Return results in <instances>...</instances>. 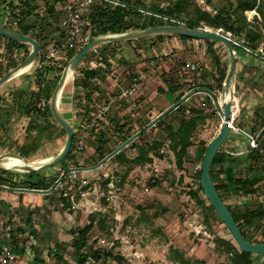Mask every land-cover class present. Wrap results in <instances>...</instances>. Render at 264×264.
<instances>
[{
    "label": "rangeland",
    "instance_id": "374dc122",
    "mask_svg": "<svg viewBox=\"0 0 264 264\" xmlns=\"http://www.w3.org/2000/svg\"><path fill=\"white\" fill-rule=\"evenodd\" d=\"M75 1H37L36 11L39 15H46L44 14L45 2L56 7L49 20L46 16L42 20V22H49V25L45 30H42L39 42L42 49L39 53L42 50L45 51L50 42L60 40L56 28H64L62 22L67 14L66 6ZM130 1L135 2L136 0ZM142 1L148 8L173 6L176 2H182L186 5V11L181 17H186L188 12L195 14L201 10H208L212 14L220 12L232 15L236 0ZM0 12L2 15L1 8ZM34 21L35 17L30 16L25 20V23H34ZM231 22L235 28L243 26L239 34H230L222 28L215 29L205 23H201L200 28L222 30L224 34L228 33V36L236 44L243 45L242 48L236 50L239 64L236 70L238 71L237 77L239 81L243 80V82L241 81L238 91L241 97L236 98L232 115L242 113L244 116L245 113H248L250 116L257 111L261 113V119L256 116L254 119L243 117L246 122L240 121L243 124L241 128L234 124L235 128L231 129L229 137L222 143V146L230 152V157H228L223 175L219 178L216 177L215 181L219 183L224 202L232 206L233 210H237V208L243 211L248 209L264 210V182L260 183L258 192L254 195L236 193L233 185V178L236 177L249 175L251 178H262L264 176V19L255 10H245L241 19L237 20V15H233ZM247 32L262 34V38L255 43L254 49L244 46L247 44ZM84 37L85 42L89 38V32H86ZM25 46L27 47L24 48H30L29 44L25 43ZM205 49L206 43L203 39L189 41L174 36H151L138 41H125L110 46L98 45L85 55L73 72L71 82L67 83L62 90L60 102L63 112L69 121H72L73 117L74 121L78 120L80 117L77 118L78 116H75L73 111L68 108L73 91L76 92L77 104L88 103L93 98L100 101L101 97L106 95L112 97V94L128 86L130 81L128 80L126 83L127 81L123 78L125 75L131 77L136 71L145 69V65H142L138 70L136 65L144 60H153L151 68L147 71V79L144 81L149 80L151 89L156 94L159 93L157 86L163 82L174 81L175 78L196 79V76L187 72V65L189 67L204 65L208 69L215 70L214 54ZM212 51L219 55L221 66L227 68L228 55L225 46L216 43ZM70 58L66 52L52 60L53 73L47 75V80L41 84L40 91L35 84L36 80L29 79L30 76H35V61L38 57L29 69L0 88V154L3 152L19 154L20 150H24L27 154L26 158L33 160L50 157L62 148L66 134L61 131V127L53 117L49 115H46L45 118L30 117L24 113L23 91L26 86L32 87L34 105L47 104L49 106V99L55 86V76L59 69L62 71ZM22 59H24V51L0 37V65L3 67L4 73L14 67L13 64L21 62ZM257 60L260 63L256 67H247V65L256 63ZM83 69H96L95 78L84 80ZM113 74L118 75V79L113 78ZM189 84L198 86L197 83ZM213 86L215 85L213 84ZM215 88L211 98L207 93L200 92L187 102L188 107L200 108L202 106L203 114L206 117L204 122L198 124L193 130L192 144L184 157L182 170L176 168L172 151V145L177 137L170 140L167 130L163 126L157 125L145 129L136 139L134 147L128 146L123 150L122 158L108 160L94 170L78 173L81 177L79 184L84 187L86 193L84 197L75 196L74 202H70L72 207L68 208L62 204L57 191H52L49 196H42L37 211L35 212L33 209L28 215L29 217L25 215L22 219L25 220L24 222L27 220L29 234L34 237L41 230L49 233L48 241L50 242L47 247H43L41 250L34 244L31 248L33 260L40 257L45 260V257L48 256L46 264H56V261L65 258L69 260V264H73L82 251L111 248L112 252L123 256L126 262L104 258L98 264H232L233 255L223 251V247L216 241L223 238L236 245L233 237L215 210L200 204L192 195L197 187L196 173L201 167L206 147L220 130L221 114L218 110V103L221 90L218 89V86ZM85 113L88 118L91 116L89 112ZM81 117L83 116L81 115ZM105 117L107 119L99 121L107 125L106 129L109 127L111 129L113 125L109 124L114 122V118L111 114ZM85 119H79L80 125H83L82 122ZM245 126L249 128L253 126L254 131L258 128L261 129L262 145L260 148L262 151L258 150L259 155L255 162L253 159L250 160L247 155L252 149L248 147L245 135H243L242 142H247V145L239 146L238 151H234L233 145L236 144L234 138ZM75 127L79 141L83 146V149L75 157L76 162L69 156L67 160L59 163L60 165L39 173L0 170V184L20 187L24 185V180L27 181V178L41 179L50 184L48 187L50 189L59 174L65 172L68 167L89 168L94 166L101 159V155L105 156L109 153V146L116 141L111 138V136H115L112 130L106 131V136L100 139L98 132H93L94 128L86 129L79 124ZM154 139L160 140L162 145L147 152V157L151 158V161H135L140 147L150 145ZM250 164L255 166L251 173L248 170ZM3 176L8 177V181ZM153 181L156 185H152ZM13 218L10 217L6 221V225L12 227ZM90 223L91 228L83 238L85 246L76 247L74 242L75 238L79 237V231ZM246 234L253 242H264V218L255 219L252 225L246 229ZM97 236L103 237L106 242H98ZM95 237L96 239L93 240ZM134 254L138 257H135ZM262 256L264 255H253L252 258L256 264H264Z\"/></svg>",
    "mask_w": 264,
    "mask_h": 264
},
{
    "label": "trees",
    "instance_id": "16d2710c",
    "mask_svg": "<svg viewBox=\"0 0 264 264\" xmlns=\"http://www.w3.org/2000/svg\"><path fill=\"white\" fill-rule=\"evenodd\" d=\"M38 0H0V8L4 11V15L6 17V12L8 11L9 16L4 21L1 22V25L14 29L18 32H21L22 34L29 35L37 40L39 43L42 37V30H45L47 25H49V22H42L44 17L46 16L47 20L51 18L53 13L56 10L55 6L49 5L47 2H45V13L46 15H39L36 11L37 9V2ZM60 1V0H56ZM62 1V0H61ZM245 10H255L258 15L264 19V0H236L235 1V8L233 10V14H222L220 12H216L215 14H212L208 10H201L197 11L195 14H192L188 12L186 17H181L183 13L186 11V5L182 2H176L173 6H166V7H158V6H152L151 8H148L142 0H136L135 2H131L130 0H99L94 2L90 6V11L88 14V20L90 24L89 29V38L98 34L103 33H115V32H122V31H128L132 29H141L146 28L150 26L155 25H161V24H175V23H185V25L190 27H201V23H205L206 25H210L211 27L215 29L222 28L225 31L230 32V34L233 33H240L243 26L241 25L240 28H235L233 23L231 22V17L233 15H237V20L241 19V16H243V12ZM34 16L35 21L34 23L25 24V20L30 17ZM38 21V22H37ZM158 22V23H157ZM57 32L59 31V37L60 39H63L65 36V33L62 29L56 28ZM223 33V32H222ZM41 35V36H40ZM162 36H174L181 38L183 40H189V41H198L200 39L192 38V37H186V36H180V35H172V34H162V35H155V37H162ZM4 40H7L8 42H11L14 46H16L18 49H22L24 51V58L29 53V48L25 46V43L17 42L10 40L8 38H5L3 36H0ZM262 38V34L258 32H247L246 34V45H244L248 49H254L255 43H257ZM138 41V40H137ZM206 43V51L210 52L211 54H214V64H215V70L208 69L206 66H195L193 68H190L187 65V72L192 73L194 77L196 76V79L193 78L190 79H178L175 78L174 81H167L163 82V84H159L157 86V91L159 93L164 92H170V93H177V96L174 99V103L177 102L185 91L194 89L195 91H204L208 94V97H212V94L214 93V90H216L215 86H218V89L221 90L222 82L225 77L226 68H223L221 66L220 57L215 52L212 51L213 46L216 43H220L214 40H204ZM118 43H108L105 44L107 46L114 45ZM223 45L222 43H220ZM242 44H235L236 50L242 48ZM42 49V45H40V50ZM93 49V48H92ZM91 49V50H92ZM89 50V51H91ZM77 51H79L78 48L70 49L67 51L68 58L73 56ZM212 51V52H211ZM87 55V54H86ZM40 60L39 65L34 69V78L35 84L39 87V91L41 90V84L47 80V75H49L51 72L53 73V69L51 66V60L45 59L43 56H41V53H38L37 56ZM23 60V59H22ZM17 63L13 64L15 66ZM59 72L55 76V83L60 77L61 69L58 70ZM83 77L84 80L95 78L97 70L96 69H83ZM4 73L3 67L0 65V76H2ZM186 81V82H185ZM188 83H197V87L193 84ZM213 84L215 86H213ZM187 85V86H186ZM197 94V93H196ZM195 94V95H196ZM33 96L34 91L32 88L28 87L23 91V98L24 102L22 103V107L24 110V113L29 115L30 117L36 116V117H43L45 118L46 115L51 116L49 106L47 104H43L41 106L38 104V106L34 105L33 102ZM194 96V95H193ZM96 99V98H95ZM94 98L91 99L90 107L89 105H86L87 109L86 111L91 113V111L97 110V100ZM192 96L189 97L185 102H182L179 104L175 109L168 112L166 115L159 118L151 127L154 126H163L165 130H167V134L169 139L171 140L173 137H177L176 141H174L172 145V151L174 153L175 157V165L176 168L179 170L183 169L184 164V157L187 154L189 146L191 143V135L193 133V130L198 126V124H202L205 119V115L203 114V108L200 106V108L195 106H187V102L191 101ZM119 105L120 108H123L122 102ZM46 105V107H45ZM216 111V110H215ZM1 113V112H0ZM255 116L259 119H261V113L255 111ZM114 118V117H113ZM170 118L171 120L168 121L167 119ZM124 120L122 123H119L120 120ZM118 121H114L113 127L110 129H106V124H103L102 122H99L96 127H94L93 132H98V135L100 136V139L102 137L106 136V131L112 130L113 135L111 138L115 139L109 147V152L114 149L119 143L127 139L129 136L134 134L136 131L141 130L138 137L144 132L145 129L141 127L139 128H133L132 122H133V116L128 112L125 113L122 118H120ZM0 123H1V114H0ZM147 124V122H146ZM234 124L237 125V127L241 128L243 124L239 120L234 121ZM235 125V126H236ZM246 128V127H245ZM247 130L252 131L253 126L251 128L247 127ZM63 133L65 131L60 128ZM243 134V133H242ZM241 132H239V136L241 139L243 138ZM244 135V134H243ZM137 137V138H138ZM135 138L132 142H130L126 147H134L135 145ZM75 138L73 136L71 148L68 153V155L60 162H64L67 160V158L70 156L75 161V157L77 154H73V146H74ZM162 145V142L160 140L154 139L150 145H145L146 147H140V152L138 153V156L135 158V161H151V158L147 157V152L150 149L159 148ZM37 147V146H35ZM124 147L122 150L114 154L111 158L112 159H120L123 155V150L126 148ZM257 149H252L248 152V157L250 160L257 159V155H259ZM19 154L27 157L26 151L20 150ZM230 154L226 153L221 147L217 150L215 156L212 159L211 165H210V176L211 179L214 182V185L219 193V195L222 197V191L220 190L218 181H215V178H219L224 173V163L228 160ZM104 155H101V158ZM255 157V158H254ZM107 160V161H108ZM76 162V161H75ZM74 162V163H75ZM59 164V165H60ZM103 165V164H102ZM101 165V166H102ZM100 167V166H99ZM216 168V171L214 169ZM255 166L253 164H250L248 166L249 173H251L254 170ZM201 168L197 170L196 176H197V187L194 192H192V195L196 198V200L199 201L200 204L205 205L211 210H214V208L211 206V204L208 202L207 198L205 197L203 190L199 183V177H200ZM261 182H264V176L262 178H251L249 175L247 176H240L233 178V185H234V191L239 194L243 195H254L258 192L259 185ZM107 183V181H106ZM28 188H35V189H48L50 184H47L43 182L41 179L37 180H27L23 183ZM107 185V184H106ZM152 185H156L155 181H153ZM199 195V196H198ZM62 201V204L68 208L72 207V204L68 199H65L64 197H59ZM224 200V199H223ZM226 206L230 210V212L233 215V218L235 222L237 223L242 235L245 239L248 241H252L247 234L246 229L249 228L253 221L255 219H262L264 218V210H241L237 208V210H233V207L228 205L226 203ZM91 228V223L85 226L83 229H81L78 233V236L76 241L74 242V245L76 247H84L85 246V239H83L86 235V233ZM75 234V233H73ZM217 244L223 247V251H226L230 253L232 256V264H256L252 258L253 255H260L250 252H245L239 249L238 246H236L232 241L224 240L223 238L218 239ZM111 249V248H110ZM109 248L107 249H91L89 252H80L78 259L75 263L77 264L86 257H91L96 263H100L104 258H111L115 261H124L126 262V259L117 254L116 252H112ZM62 264H69V260L61 259Z\"/></svg>",
    "mask_w": 264,
    "mask_h": 264
},
{
    "label": "water",
    "instance_id": "95a60500",
    "mask_svg": "<svg viewBox=\"0 0 264 264\" xmlns=\"http://www.w3.org/2000/svg\"><path fill=\"white\" fill-rule=\"evenodd\" d=\"M162 34L180 35V36L192 37L203 40H214L222 43L226 48L228 55V63L225 72V77L223 79L221 86L220 102L218 103V110L221 114V125L218 134H216L209 141L206 147L200 167L201 172L199 177V183L208 202L214 208L216 214L223 222L226 229L230 232L231 236L233 237L239 249L245 252L264 255V242H251L244 238L237 223L233 218L232 213L226 206L224 200L219 195L214 185V182L210 176V165L212 159L231 131L229 123L232 118V108L234 106L233 79L235 75L236 64L238 62L237 61L238 54L235 48L236 43L228 36V33L225 34L222 33V30H209L200 27L194 28L187 26L183 23H175V24H161V25H155L141 29H133V30L115 32V33H103L90 37L88 41L81 47V49L77 51L73 56H71L67 64L63 67L60 77L57 80L49 99V110L51 116L53 117L55 122L65 131L66 134V139L62 148L56 154L50 156L46 161L41 162L39 164H33L35 163L34 161L28 160L26 157L20 154L14 152H3L0 154V170L6 172L21 170L23 172L39 173L40 171L58 165L68 155L71 148L72 138L74 136V124L73 122L72 123L69 122L60 112L59 100L69 72L73 74V72L81 63L82 59L89 52V50L101 44L120 43L125 41L139 40V39H145L151 36L162 35ZM0 36H3L13 41L26 43L30 45V50L27 56L21 62H19L14 67L7 70L2 76H0V88H1L9 80L23 73L26 67H30L32 65V63L35 61L40 51V44L33 37L22 34L21 32L5 27L1 24H0ZM197 92L199 91L190 90L187 93H185L177 102L173 103L164 112H162L156 118L151 120L143 129H148L149 127H151L159 118H161L168 112L175 109L179 104H181L183 101L187 100L191 95ZM140 132L141 130L136 131L127 139L119 143L107 155L101 158L94 166L89 168H80V169L83 171L86 170L91 171L98 168L99 166L104 164L109 158H111L114 154L122 150L130 142H132L135 138H137ZM11 157L17 158L20 161H22L23 166L21 168L5 167L3 165L4 159ZM22 190L33 191L38 193L50 192V189L47 190L22 189Z\"/></svg>",
    "mask_w": 264,
    "mask_h": 264
},
{
    "label": "crops",
    "instance_id": "0c3cea01",
    "mask_svg": "<svg viewBox=\"0 0 264 264\" xmlns=\"http://www.w3.org/2000/svg\"><path fill=\"white\" fill-rule=\"evenodd\" d=\"M2 15L0 14V24L2 21H4V19L7 20L9 13L7 11L6 17H5L4 11H3ZM39 62H40V60L38 58L37 61H35V68L39 65ZM142 62L140 61V62L136 63V65L138 66L137 69L139 70L141 68V67L139 68V66L145 65V69L148 71L151 68V66L150 67L147 66L149 60H144ZM259 63L260 62H258V60H257L256 63H252L250 65H247V67L253 68V67H256ZM238 65L239 64L237 62L236 68H235V75H234V79H233L234 103L236 101V98L238 96H240L238 91L241 87L240 86L241 83L243 82V80H241L242 82L239 81L238 77H237L238 71H236V70H237ZM33 78H34L33 76H30L29 79L33 80ZM123 78L127 81L126 83H128V80L130 77L129 76L126 77V75H125ZM11 80H9V81H11ZM27 87L28 86H26V88ZM200 92H204V91H199L197 93H200ZM185 93H187V91H185L184 94ZM114 94H112V95H114ZM177 94H179V92L170 93L168 91L164 92V93H157L156 94L151 89V84L149 83V80H147V81H142L138 85L137 92H136L135 97H134L135 106H130V105L122 102V105L124 107L120 108L119 107V105L121 104L120 102L111 101L112 97L109 95L108 96L106 95L105 97H101L100 101L97 102L98 104H97L96 108H97V110H99L100 107L104 103H110L111 109L108 111L106 116L111 114V116L114 117V121H118V120H120V118H122V116L125 113L129 112L133 116V122H132L133 128H139L141 126H142V128H144L151 120L156 118L159 114L164 112L168 107H170L174 103V99L177 96ZM195 94H193V95H195ZM193 95H191L192 98L194 97ZM75 97H76V92L73 91L71 94V102L69 103L68 108L71 111H73V114H75V116L76 115L78 116L77 118H79V117L84 118V119L87 118L88 116H85V114H86L85 112H87L86 111V109H87L86 105H89V107H90V103L89 102L88 103L82 102L81 104H77ZM185 101H183V102H185ZM61 105L62 104L59 100L60 112L69 121L68 117L64 114ZM81 115L83 117H81ZM254 116H255V112L253 113V115H250V116L248 113H245L244 116H242V113L241 114H235L234 113V119L233 120L234 121L239 120V121H243L245 123L246 121H245V118H243V117L254 119ZM72 119L73 120L69 121V122H71V123L73 122L74 127L77 126L78 124H80L79 119L78 120L75 119V121H74V117ZM106 119H107V117H106ZM123 121L124 120L122 119L119 121V123H122ZM146 122H147V124H146ZM111 124H114V122H111ZM245 127L246 128H242V129L247 130L248 129L247 126H245ZM238 136H239V134H237V136H235L234 140L236 141V144L233 145L234 151H236V152L238 151L237 148L239 146L245 147L247 145V142H242L241 137L240 136L238 137ZM242 136H243V134H242ZM222 149L224 152L230 154V152L228 150H226L223 146H222ZM229 157H230V155H229ZM227 163H228V160L224 163V170H225V166ZM81 168H83V167H81ZM3 178L6 179L7 181L9 179L8 177H5V176H3ZM26 180H32V179L27 178ZM32 181H34V180H32ZM24 182H25V180H24ZM1 184H0V245H3V244L8 245L12 249V251L15 253L16 258L11 264H46V258L48 256L45 257V260L43 257L36 258V260H33V258H34L32 255L33 250H31V248L33 247L34 244H36L38 249H41V250L43 249V247H47L48 243L50 242V241H48L49 240L48 239L49 233H47V231H45V230L44 231L41 230L34 237L32 234H29L30 230L27 229V226L29 225V223H27V220H26V222H24L25 220H22V219L24 218L25 215L28 216L30 214V212L33 211V209L36 212L38 209L37 208L38 204H40V201L42 200V196H46V195L49 196V195H51L52 192L38 193V192H33V191H24L22 189H35V188H28V187H26V185H23L20 187H11L5 183H1ZM37 190H40V189H37ZM40 196H41V198H40ZM22 214H23V216L21 217ZM10 217H14L13 218L14 223L11 221L13 223L12 227H10L9 225H6V221L9 220ZM19 222H22V223L20 224ZM30 236H33V238H30ZM263 258H264V256H262V259ZM56 262H57L56 264H62L63 263L62 260H60V261L58 260Z\"/></svg>",
    "mask_w": 264,
    "mask_h": 264
},
{
    "label": "built area",
    "instance_id": "2783aa9c",
    "mask_svg": "<svg viewBox=\"0 0 264 264\" xmlns=\"http://www.w3.org/2000/svg\"><path fill=\"white\" fill-rule=\"evenodd\" d=\"M99 0H76L73 4H69L66 6L67 8V14L64 16L63 19V25L64 28L62 29L65 33V36L63 39H60L58 42H50L47 44L45 51L42 50L41 56H43L47 60H54L58 56L63 55L70 49L74 48H81L86 41L89 39L87 38L84 42V36L86 32H89L90 24L88 20V14L90 11V6ZM153 64V60H149L147 66L150 67ZM194 65H192L193 68ZM113 78L118 79V75L113 74ZM147 70L141 69L140 71L134 73L129 78V84L126 87L121 88L117 93H115L111 101H119L124 102L130 106H135L134 104V97L137 92L138 85L147 79ZM111 109L110 103H104L99 110L92 111L90 113V117L86 118L85 121L82 122V127H85L86 129H92L96 127V125L99 124V120L106 119V115L108 111ZM234 114L232 115V118L230 120V128L234 129ZM241 132L247 137L248 140V147L250 149H257L259 151H262L261 147V135L260 132L261 129L258 128L257 130H244L240 129ZM74 146L72 153L77 154L79 151L83 149L82 142L79 141L77 131L74 127ZM80 168H76L73 166H70L67 168L65 172H62L59 174L57 179L55 180L54 184L50 188V192L57 191L60 196L64 197L65 199H68L71 203L74 202L75 196L84 197L85 195V189L82 185H80V176L78 173L82 172ZM145 191H147V188H145ZM30 238H33V236H30ZM93 238V240H95ZM98 242H106V240L103 237L97 236ZM135 257L136 254H134ZM16 258L15 253L12 251V249L6 245H0V264H11ZM77 264H98L96 263L91 257H86L83 259V261L77 263Z\"/></svg>",
    "mask_w": 264,
    "mask_h": 264
},
{
    "label": "bare ground",
    "instance_id": "6f19581e",
    "mask_svg": "<svg viewBox=\"0 0 264 264\" xmlns=\"http://www.w3.org/2000/svg\"><path fill=\"white\" fill-rule=\"evenodd\" d=\"M28 68H30V67H26L24 70H27ZM72 77H73V74L71 72H69V74H68V76L66 78V81H65V84H64L63 89L66 87L67 83L71 82ZM48 158L49 157H45V158H41V159H33L31 161H34L35 162L33 164H39L41 162L46 161ZM22 164H23L22 161H20L17 158H12V157L11 158H7V159H4V161H3V165L5 167H7V168H14V167L21 168L23 166ZM18 170H20V169H18Z\"/></svg>",
    "mask_w": 264,
    "mask_h": 264
}]
</instances>
